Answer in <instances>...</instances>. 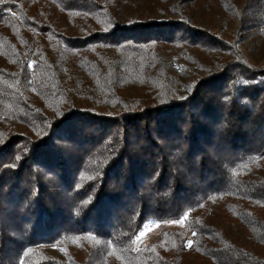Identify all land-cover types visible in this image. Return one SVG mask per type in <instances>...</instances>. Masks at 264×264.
<instances>
[{
    "label": "trees",
    "instance_id": "obj_1",
    "mask_svg": "<svg viewBox=\"0 0 264 264\" xmlns=\"http://www.w3.org/2000/svg\"><path fill=\"white\" fill-rule=\"evenodd\" d=\"M0 264H264V0H0Z\"/></svg>",
    "mask_w": 264,
    "mask_h": 264
},
{
    "label": "rangeland",
    "instance_id": "obj_2",
    "mask_svg": "<svg viewBox=\"0 0 264 264\" xmlns=\"http://www.w3.org/2000/svg\"><path fill=\"white\" fill-rule=\"evenodd\" d=\"M30 41L31 43H33L32 39ZM185 220L186 218H183L179 221H172V222H158L154 220L147 221L143 229L141 230V232L143 231L145 235L138 240L137 237L139 236L140 233L138 234V236L135 239V246L140 247L142 245H149L154 242H157L161 238L162 234L169 230L179 231V232L184 231V221ZM46 251L50 255L59 256V252L52 247H46Z\"/></svg>",
    "mask_w": 264,
    "mask_h": 264
},
{
    "label": "snow or ice",
    "instance_id": "obj_3",
    "mask_svg": "<svg viewBox=\"0 0 264 264\" xmlns=\"http://www.w3.org/2000/svg\"><path fill=\"white\" fill-rule=\"evenodd\" d=\"M145 235V233L142 231L140 232L139 236L137 237V239L139 240L140 238H142ZM189 247H191V242H189Z\"/></svg>",
    "mask_w": 264,
    "mask_h": 264
}]
</instances>
